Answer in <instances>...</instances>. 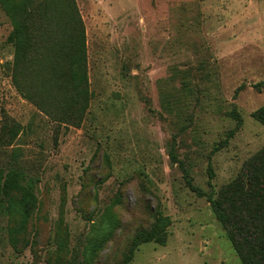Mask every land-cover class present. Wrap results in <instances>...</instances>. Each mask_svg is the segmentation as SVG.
Returning a JSON list of instances; mask_svg holds the SVG:
<instances>
[{
	"label": "rangeland",
	"instance_id": "obj_1",
	"mask_svg": "<svg viewBox=\"0 0 264 264\" xmlns=\"http://www.w3.org/2000/svg\"><path fill=\"white\" fill-rule=\"evenodd\" d=\"M75 2L84 100L69 81L64 4L34 20L22 65L0 8V179L15 161L26 176L0 184V264H87L88 248L90 264H123L164 218L165 243L139 246L130 264H242L232 229L188 182L215 191L264 253V213L242 173L264 153V0ZM7 122L22 127L11 145ZM259 169L264 179V159Z\"/></svg>",
	"mask_w": 264,
	"mask_h": 264
},
{
	"label": "trees",
	"instance_id": "obj_2",
	"mask_svg": "<svg viewBox=\"0 0 264 264\" xmlns=\"http://www.w3.org/2000/svg\"><path fill=\"white\" fill-rule=\"evenodd\" d=\"M55 2L64 4L66 11L69 13L68 29L70 31V36L67 39V68L69 81L76 93L77 99L84 100L86 87L89 82L87 47L82 20L77 14L75 0H50L46 3V5H40L37 10L33 8L35 0H0V8L9 19L13 28L7 43L12 45L14 48V64H24L30 50L33 47L32 35L33 30L35 29L34 20L38 18H46L49 10L48 5ZM254 118L264 127V108L257 111L254 114ZM5 125L8 133L9 144L11 145L22 133V127L15 123L9 124L8 122ZM0 141H2L1 138ZM262 159H264V153L261 157L256 158L251 163H248L242 171L243 175L249 176L252 185V189L246 194V197H251L253 201H258V210L260 213H264V179L260 175L259 169ZM9 171L7 176L4 175V177L0 179L1 184V181L6 178L4 187H6L10 182L13 185L16 184L14 186H17V182L21 183L26 178L25 173L17 161H15ZM210 178L212 179L213 175H211ZM188 187L193 193L198 194L199 197H206L218 222L227 229H232L228 233L229 240L232 243L234 251L241 259L242 264H264L263 251L257 250L258 247L250 242L241 226L233 225L232 217L224 206V200L217 198L215 191L206 195L201 190L193 187L190 182H188ZM16 189L18 188L16 187ZM228 190H230V188L226 189V191ZM10 212L16 213L17 215L25 214L24 209L20 207H12ZM167 227H170V221L167 218L160 219L159 223L154 225L150 231L141 232L138 236H136L130 250L128 251L129 255L123 264H130L133 260L132 258L135 251L143 244L151 242L164 244V235L166 234L165 229ZM95 241H91L90 244L95 243ZM93 245L91 247H93ZM261 248L264 250L263 247ZM89 250L90 248L83 253L84 260L87 264H90V259L96 253L95 249H91L89 254Z\"/></svg>",
	"mask_w": 264,
	"mask_h": 264
}]
</instances>
